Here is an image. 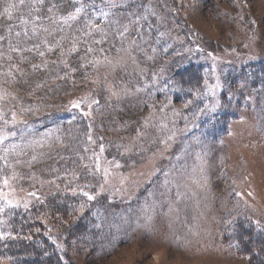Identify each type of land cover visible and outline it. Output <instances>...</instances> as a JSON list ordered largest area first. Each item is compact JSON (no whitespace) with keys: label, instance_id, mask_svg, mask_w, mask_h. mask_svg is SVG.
Listing matches in <instances>:
<instances>
[{"label":"rangeland","instance_id":"rangeland-1","mask_svg":"<svg viewBox=\"0 0 264 264\" xmlns=\"http://www.w3.org/2000/svg\"><path fill=\"white\" fill-rule=\"evenodd\" d=\"M35 7L49 33L22 43L46 38L60 47L48 52L41 43L44 57L34 50L21 60L0 42V110L8 120L0 129L16 133L5 145H24L7 154V165L0 161V187L7 177L10 198L21 204L0 214L2 230L18 237L0 241V264H264V231L255 224L264 225V0H148L166 33L152 34L160 40L150 42L156 51H133V63L115 51L121 45L110 34L103 47L112 63L96 66L82 43L69 53L71 30L56 31L47 19L67 15L71 5L44 0ZM2 13L0 0V35H7L17 17L29 15L27 0L13 19ZM217 79L213 97L208 88ZM92 101L99 103L85 117ZM217 101L214 112L205 108ZM32 139H43V147H27ZM93 150L110 170L107 180L87 159ZM196 155L202 164L193 172ZM145 215L150 226L137 227Z\"/></svg>","mask_w":264,"mask_h":264},{"label":"snow or ice","instance_id":"snow-or-ice-1","mask_svg":"<svg viewBox=\"0 0 264 264\" xmlns=\"http://www.w3.org/2000/svg\"><path fill=\"white\" fill-rule=\"evenodd\" d=\"M62 4H69L72 6V11H69L67 15H60L59 17L47 16V19L50 23L57 25L56 31L61 33L64 32L65 28H68L70 31V35L72 37L71 40V48L69 49V53L77 52L80 50L79 45L82 43L85 46V52L87 54H92L93 58L88 61L92 66H96L103 60L106 63H112V61L108 60L106 49L103 45L108 42L109 35L111 34L113 37L117 38L115 42H118L121 47L115 49V51H125L129 53L133 63H135V57L131 56L133 51L145 52V49H150L155 52L156 49L152 47V43L156 44L160 43L159 38L154 39L152 34L157 33L158 37H164L166 33L164 31H159L157 24L153 22V18L156 17V12L152 11L149 7H146L148 0H77V2H73V0H59ZM26 0H3V15L11 20L13 19V11L17 9L19 6H24ZM29 7V15L25 17H17L19 19V24L10 25L7 27L6 32L7 35H0V42L7 41V47L10 53L18 54L21 60H24L23 53L24 52H33L34 50L38 53L40 57L45 56V51H41V43L47 46V51L52 52L55 48L60 47V44L57 43L55 46L49 44L48 40L45 38L41 43H33L31 47H26L22 43L23 40H32L34 37H38L40 32L43 31L45 33H49V29L47 27H43L42 25V17L40 15V9L35 7V4L43 5L44 0H27ZM56 7V4H52V7H49L47 11L51 13L53 8ZM33 13H35L33 15ZM79 24V27L76 25ZM19 30H15V29ZM132 36H135V39H131ZM61 39H64L62 36ZM127 40V47H124V43ZM91 41V43H89ZM114 42V43H115ZM92 45H96L97 47L93 48ZM114 47V44H113ZM171 47V45H169ZM167 51V49H164ZM189 51H191L189 49ZM197 51H202V49L197 48ZM99 52L100 57L95 58V53ZM66 53H61V55H65ZM0 58H3V54L0 53ZM8 59L11 60L12 56L9 55ZM83 59V57H82ZM148 59H152V57H148ZM215 59V58H213ZM65 66L66 63H65ZM86 67V65H82ZM33 69H38L40 65H32ZM44 67H47L45 64ZM5 74V73H0ZM9 77L14 79V74L12 68L10 67L6 73ZM207 84V82H205ZM221 87L219 83V79L214 86L208 88V93L215 97L217 95V89ZM143 89L137 88L136 91H142ZM4 94L0 92V100L3 99ZM92 103L98 104V101H92L88 104V111H84L82 114L85 117L91 116V107ZM188 103H191L189 101ZM219 101L211 106L205 105L210 112H214L219 107ZM73 108L80 109L81 102L76 101L72 104ZM204 109H201L200 112L203 113ZM264 111V109H262ZM0 121H3L4 124L8 123V120L5 119V113L0 110ZM11 121L13 124L16 123V114L11 113ZM164 127H167L164 125ZM88 128L91 129V124L88 125ZM15 132H10L8 135L3 134V130L0 129V150H2L5 155L0 156V161H3L5 165L8 164V160L6 158L8 153L16 152L17 149H20V153L23 152L24 145L22 144H14L10 143L5 145V142L8 140L9 136H15ZM50 133H45L44 136L47 137ZM171 138V137H170ZM86 139L89 144L95 143L93 140V136L89 131L86 133ZM102 139V138H101ZM44 141L43 139H32L28 142L27 147L35 148V147H43ZM85 152L89 151V148L83 149ZM104 152V145L101 144L99 146V153L102 154ZM20 153H17L18 155ZM32 160H35L36 157L32 156ZM80 160H85L84 156L79 157ZM87 159L91 160V167L95 170V172H101L102 176L105 180L110 175L109 169H102L100 165V155L97 154L94 150L92 151V155ZM177 159H181V157H177ZM196 161H200L202 164V157L200 155H196L194 157V162L192 165V171H197V163ZM117 168L120 167L119 163L115 165ZM85 168L89 167V164L84 165ZM187 163L185 162L182 165V170L187 171ZM202 170V168H201ZM74 175V174H73ZM171 173L165 174L164 188L168 190V185L172 183L169 179ZM15 178V177H13ZM59 178V177H57ZM3 187H0V214L5 213L6 209H16L21 206L20 202H14L12 198H10L11 192L13 189L9 184V179L4 177L2 180ZM4 189H8L6 192ZM75 191L73 195H75ZM30 197H34L39 199L38 194L35 192H30L28 194ZM82 195L87 197L88 201H93L96 197L90 194L88 191H82ZM179 195V192H177ZM237 195H240L237 193ZM25 210L28 209V203H24ZM85 207L84 204L80 205V209L82 210ZM151 217L145 215L143 222L137 220V227L150 226ZM6 224V221L0 220V241H9L15 240L18 237L13 235L11 231L2 230L3 226ZM256 227L261 231H264V225L261 224L259 220L255 222ZM39 231V229H37ZM23 239H30L28 236L21 237ZM53 243L56 244L55 239H53ZM7 247V244L4 245ZM56 247L63 250V245L56 244ZM251 259V257H249Z\"/></svg>","mask_w":264,"mask_h":264},{"label":"trees","instance_id":"trees-1","mask_svg":"<svg viewBox=\"0 0 264 264\" xmlns=\"http://www.w3.org/2000/svg\"><path fill=\"white\" fill-rule=\"evenodd\" d=\"M190 69V68H189ZM188 72V71H187ZM191 72V74H192V71H190ZM190 72H188V73H190ZM261 242H262V240H260ZM264 248V247H263ZM18 254H16V255H13V256H11V257H16Z\"/></svg>","mask_w":264,"mask_h":264}]
</instances>
